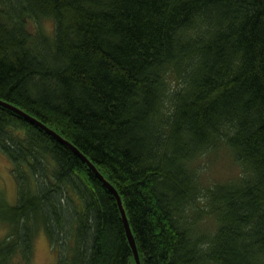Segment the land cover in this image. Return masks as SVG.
<instances>
[{"label":"trees","instance_id":"trees-1","mask_svg":"<svg viewBox=\"0 0 264 264\" xmlns=\"http://www.w3.org/2000/svg\"><path fill=\"white\" fill-rule=\"evenodd\" d=\"M0 100L116 187L141 264H264V0H0ZM222 148L242 173L206 186ZM0 151L18 191L0 264H31L39 229L55 264H137L68 146L0 105Z\"/></svg>","mask_w":264,"mask_h":264},{"label":"rangeland","instance_id":"rangeland-1","mask_svg":"<svg viewBox=\"0 0 264 264\" xmlns=\"http://www.w3.org/2000/svg\"><path fill=\"white\" fill-rule=\"evenodd\" d=\"M33 25V24H32ZM42 30L52 35L54 24L49 20L39 22ZM35 25H33L34 27ZM31 27V25H30ZM202 167V179L206 186L214 184H225L236 181L241 173V167L235 162L231 153L222 148L212 155L204 156L198 161ZM11 164L0 151V189L4 197L11 205L17 201V185L10 173ZM9 232V225L0 223V240ZM57 254L42 229H39L34 239L33 255L31 264H55Z\"/></svg>","mask_w":264,"mask_h":264},{"label":"water","instance_id":"water-1","mask_svg":"<svg viewBox=\"0 0 264 264\" xmlns=\"http://www.w3.org/2000/svg\"><path fill=\"white\" fill-rule=\"evenodd\" d=\"M0 105L17 113L21 117H23L25 120L29 121L30 123L36 125L40 129L44 130L46 133H48L50 136H52L54 139L58 140L59 142L63 143L64 145L68 146L76 155H78L89 167V169L97 176V178L104 184V186L112 193V195L115 197L122 221L126 230V235L128 237L129 243L132 247L134 257L136 259L137 264H141V259L139 255V251L137 248V243L130 225L129 218L127 216L126 209L123 204L122 197L116 187L109 182L105 176L98 170L96 165L84 154L82 153L72 142L65 139L63 136H61L58 132L48 127L46 124L35 118L34 116L30 115L29 113L23 111L22 109L12 105L11 103H8L6 101L0 100Z\"/></svg>","mask_w":264,"mask_h":264}]
</instances>
